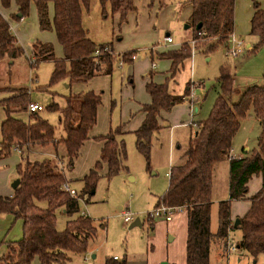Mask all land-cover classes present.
Returning <instances> with one entry per match:
<instances>
[{
	"label": "trees",
	"instance_id": "16d2710c",
	"mask_svg": "<svg viewBox=\"0 0 264 264\" xmlns=\"http://www.w3.org/2000/svg\"><path fill=\"white\" fill-rule=\"evenodd\" d=\"M92 0H15L16 16L27 15L30 5L36 9L37 23L41 30L52 29L62 48V57L54 55L53 47L46 42L36 40L30 45L31 58L28 64L32 68L41 62L52 61L53 69L49 83L67 79L69 84L86 82L94 76L111 75L115 56H112L111 43H95L90 39L87 29L82 23V7L88 8ZM135 0H99L102 12L108 5L111 13H117L120 20H126L128 12L135 9ZM253 2V13L250 19V34L258 38V45L264 46V8L257 0ZM7 7L10 0H0ZM53 6V16L49 17V4ZM191 13L187 25L192 29V39L208 40L206 52L217 44H223L234 28V10L236 0H188ZM200 24V28L196 26ZM108 47V50L105 48ZM110 48V49H109ZM99 49V54H96ZM188 42L179 48L167 50L162 56L171 60L169 77L179 70L191 56ZM256 47L252 49L253 53ZM202 50V49H201ZM23 49L10 28L8 21L0 13V67L4 62L10 64L20 56ZM122 61H132L130 53H123ZM124 59V60H123ZM33 60L32 64L29 63ZM31 74L34 73H30ZM152 74L149 73L148 76ZM29 76V78H30ZM264 77V76H263ZM28 83L26 87L13 88V95L0 101L6 118L0 126V158L7 157L19 148L22 162L17 165L19 185L12 196L0 195V216L11 214L22 220L21 237L9 244L7 252L1 257L0 264H31L34 256H38L40 264H67L68 252H79L87 249L85 241L93 240L98 229L105 230L104 221L93 225L88 215L80 214V200L88 203L101 177L98 173L102 162L106 164L107 178L118 174L126 168V149L124 134L118 125L101 137L104 145L101 161L80 181L82 187L77 197H71L61 186L66 181L64 169L70 170L73 160L83 142L88 138V131L96 122V112L101 104V93L92 91L83 96L66 97L63 107L58 111V124L64 136L53 141L55 128L38 112L28 115V120L13 119L12 115L27 112L30 92L36 83ZM167 82V79H166ZM149 81L146 91L150 102L141 104L140 110L144 118L133 131L135 147L150 167L151 136L159 128L162 112H169L173 106L183 99L169 92L167 83ZM220 91L215 99L206 120L197 124L198 129L189 138L183 152L184 161L172 164L168 172L167 189L157 200L173 208L186 211V239L184 264H210L211 250L214 242L225 246L229 232L238 228L241 232L237 248L244 249L253 258L262 255L264 259V80L263 84L248 85L242 92L238 102L230 103L229 98L234 89V79L229 68L222 65L218 78ZM30 90V92H28ZM76 101V105L73 104ZM35 102V101H34ZM56 104V103H54ZM53 103L46 108L55 107ZM57 105V104H56ZM58 107V105H57ZM76 109V112H75ZM252 110L260 126L256 146L250 156L232 157L233 133L238 120ZM79 115L80 124L72 127V118ZM117 129V130H116ZM114 132V135H112ZM120 135V137L116 136ZM49 145L55 156L42 161L28 160L30 146ZM58 147H63V156L58 155ZM26 153V156H24ZM227 159L229 161L228 199L217 204V229L211 231V194L213 188L214 165ZM64 161V162H63ZM23 162H26L24 166ZM254 175H261V187L248 198L249 208L240 218L239 225L234 227L231 219V201L245 198L248 183ZM84 194L88 198H84ZM40 203H45L44 206ZM65 218L63 229L57 227V215ZM148 219V218H147ZM153 230L155 220L148 219ZM116 257V258H114ZM101 264H128L123 256L105 257ZM161 264V263H160ZM165 264H176L165 262Z\"/></svg>",
	"mask_w": 264,
	"mask_h": 264
},
{
	"label": "rangeland",
	"instance_id": "374dc122",
	"mask_svg": "<svg viewBox=\"0 0 264 264\" xmlns=\"http://www.w3.org/2000/svg\"><path fill=\"white\" fill-rule=\"evenodd\" d=\"M178 2L187 3L188 0H162V4L169 5ZM16 12L15 0H10V4L7 7L2 6L0 3V13L9 22L17 43L23 49L22 54L14 60L13 64H7L6 69H9L11 73L9 77L0 73L3 74L0 77V84L7 86L0 88V94L13 93L11 91L13 88H19L12 86H26L29 73H34L38 78V82L33 87L31 98L44 108L51 103L58 105L57 107L54 104L55 107L39 112L55 128L53 141L57 142V140H60V136L65 135V132H63L60 125H57L58 112L54 110L64 106L66 97L72 89L75 90V86H68L70 84L65 78L53 84L49 83L53 69L52 61L41 62L38 66H33L32 68L29 66L27 61L28 58L32 57L30 45L36 39L49 43L53 47L55 57H62V48L52 29L41 30L39 28L34 4L30 5L27 15L21 19L16 16ZM51 14L52 3L49 4V15L51 16ZM242 14L243 1H240L239 16H242ZM82 23L92 41L112 44L113 52L111 51V53L116 59L110 76L113 80V85L118 89L122 88L121 85H125L128 79L131 81L130 86L132 88L136 82H144L145 88L149 81L158 83L154 77L161 79V76H164L162 77L163 81L166 82L167 79L166 83L170 93L175 94L177 87L186 90L193 83L196 96L192 100L189 98L183 99L175 104L168 114L163 116L162 124L160 125L159 123L160 128L153 131L149 168L146 166L144 156L136 150L133 132L128 131L124 134L126 149L124 164L126 168L109 178L101 174L95 192L90 195L89 202L79 201L80 214L88 215L93 219V225H98L99 222L104 221L106 224L105 230L98 229L93 240L85 241V246L89 245L87 249L79 252H68L69 259L67 264H101L105 257L111 256H117L120 259L125 256L130 263L134 264H160L161 262L182 264L185 256V226L178 224L177 220L167 224L162 220H156L154 229L151 230L148 213L154 210L157 204L156 199L162 196L167 189L169 178L167 172H169L170 166L184 161L183 152L187 148L189 137L198 129L197 124L206 120L211 111L220 91L218 78L221 66H227L234 76V91L229 101L230 103H236L241 98L245 86L263 84L262 61L264 59V49H259L258 38L250 34V28L240 22L238 25L234 24L233 33L237 39L243 40L245 43L248 41L251 44L250 48H245L234 58H228L226 49L228 47L233 48V45L229 43V38L223 44H217L207 52L203 48H205L208 40H200L195 50L189 49L192 54L184 66L177 65L179 70H177L175 75L169 77V72L163 71L164 68L161 67L163 62L160 61L162 60L161 58L167 57L162 56L163 53L167 52L162 47L164 44L168 45L167 47H175L186 41L189 44L192 40V29L190 27L185 28V24H178L176 27L171 23L161 29L152 28V31L157 32L156 37L161 39L158 41L160 46L158 50L150 51L149 48L138 45L124 48L134 38H137L135 32H131L132 23L128 25L122 23L119 15L111 13L108 5L105 6V12H102L99 0H92L88 8L82 7ZM167 33L174 41L171 44H167L164 41ZM116 44H120L116 46L119 48L115 47ZM254 47H256V50L250 53V49ZM126 52L135 56L130 61L131 63L121 59L122 54ZM8 61L10 62V60ZM133 62L134 66L129 65V63L133 64ZM153 63L156 64L155 67H152ZM149 73L152 74L153 79L147 81ZM104 80L106 83H100V85L106 89V77ZM83 93L73 92L70 94L72 98H78L83 96ZM122 97V111H124L127 101L126 96L121 91H118L115 98L116 107L113 110V116L119 119ZM73 104L76 105L75 100H73ZM195 108H197V111H195ZM23 113H26V111ZM19 116L14 114L12 118L20 119L18 118ZM80 121L79 115L74 116L71 122L72 127L77 128ZM188 121L193 123L188 125ZM119 129L123 132L126 131L125 126H121ZM259 132L260 128L256 116L250 109L238 120L230 155L237 157L247 153L246 155L250 156L256 145ZM112 135H114V132ZM116 136L120 137L118 134ZM63 150V147H58V155L60 157L63 156ZM244 150L247 152H244ZM24 156H26V153ZM18 157L20 155L16 151H12L9 156L0 158V193H12V183L18 178V173L14 172L10 182L6 180L5 175L7 174V169L12 168V164H15ZM30 157H28L30 162L35 160L42 161V159H32ZM23 164L24 166L27 165L26 162H23ZM98 173L100 174V170ZM228 180L229 161L224 159L217 162L213 169L211 229L215 228L217 222L218 202L228 199ZM249 183L245 198L231 201L230 212L231 215L234 214L233 223L236 218L235 214L244 213L248 209V198L259 189V176L254 175ZM75 187L77 188V186ZM79 190L77 189L76 191L78 192ZM12 195L13 193L2 196ZM84 198H88V195L84 194ZM40 205L44 206L45 203H40ZM123 212L129 214L132 217V221L125 223L123 221ZM241 217L237 216L239 219ZM135 219H139L140 225L130 228V224ZM65 221L62 214L57 215V227L59 229L64 228ZM170 236L173 237L172 241H169ZM228 237L229 243L235 242L237 244V241L240 240L241 232L238 228H234L229 232ZM10 243L4 244L6 250L4 249L5 252L2 253V257L7 252ZM31 264H40L38 256L33 257ZM210 264H264V259L262 255L253 258L244 249L236 248L235 251L228 253L226 245L222 246L216 240L212 246Z\"/></svg>",
	"mask_w": 264,
	"mask_h": 264
},
{
	"label": "crops",
	"instance_id": "0c3cea01",
	"mask_svg": "<svg viewBox=\"0 0 264 264\" xmlns=\"http://www.w3.org/2000/svg\"><path fill=\"white\" fill-rule=\"evenodd\" d=\"M240 1H243V14H242V16H239V3H240ZM257 1L259 2L260 6L262 8H264V0H257ZM134 4H135V9L128 12V14L126 16V20H125L126 22L123 21L122 23L127 24V25L129 23H132L133 26H132L131 32H135L137 38H134V40L131 43H129V45L125 46L124 48H130L131 46L138 45V46H143L145 48H149L150 51H157L158 48L160 47L158 45V43H159L158 41L161 38L156 37L157 32L152 31V28L161 29L163 26H165V25L169 26L171 23H173L176 27L178 24L187 25V21H188V18L190 16V13H191V5L189 3H186V2H183V3L178 2V3H174V4L169 5V4H162V0H135ZM16 7H17V5H16ZM253 11H254V9H253L252 0H236L235 10H234V24L238 25L240 22H242L245 26L250 28V19H251ZM115 15H118V14L115 13ZM52 16H53V6H52V14H51V16L49 15L50 19L52 18ZM10 28H11V26H10ZM166 35L170 36L168 33ZM173 42L174 41L172 39V43ZM162 43H163V40H162ZM117 45H120V44H116L115 47ZM111 46H112V44H111ZM148 46H150V47H148ZM167 46L168 45L164 44V46L162 47L163 50L166 51V50L176 49V48H179L181 45H177L175 47H170V46L167 47ZM250 47H251V44H249V42L247 41L246 42V48H250ZM116 48H119V47H116ZM259 49H264V46L259 47ZM250 50H251L250 51V53H251L252 49H250ZM112 52H113V50H112ZM118 54H120V53H118ZM161 59L162 60H160V61H163L161 63L162 64L161 67L164 68L163 71L165 70V72L168 73L169 67L171 64V60L168 58H164V57H162ZM187 61H185V62H187ZM185 62H184V64H185ZM13 63H14V61L13 62L10 61V64H13ZM130 63H129V65H131V66L135 65L134 62H133V64H130ZM184 64H183V66H184ZM262 66H263L262 76H264V59L262 61ZM0 68H1L0 73L6 74L9 77V75L11 73H10L9 69L8 70L6 69L7 65H5L4 62ZM3 74H0V77H2ZM29 76H30V73H29ZM29 76H28V78H29ZM105 77H106V81H107V88L106 89L100 85V83H106L104 80ZM148 77L149 78L146 79L147 81H149L150 79H153L152 75L148 76ZM162 77H164V76H161V79H157L156 77H154V78L156 79V81H158V83H162V82H164ZM233 79H234V76H233ZM27 83H28V79H27ZM130 83H131V81H130V79H128V82L125 83V85H121L122 88L118 89L115 85H113V80H112L110 75H100V76H94L86 82H78V83H73L72 85H68V86H72V87L75 86V90L72 89L70 91L71 94L73 92H81V94H82L83 92H89V91H92L94 93H99V92L101 93V104L97 108L96 122L89 129L88 138L83 142V144L79 148L77 156L73 160L72 169H70V170L64 169V174H65L66 180H71L73 183L69 182V184L71 187L75 188L76 190L80 189L82 187L80 180L84 176H86L90 172L91 169L94 168V166L96 165V163L98 161H101L100 157H101V151H102V148L104 145V141L101 140L100 138L105 136L106 134H108L110 129H114L118 125L125 126L127 132L128 131L133 132L141 124V122L144 118V113L140 110V105L145 104V103H149L150 102V96L147 93L146 88H144V82H138V83L136 82V84L133 85V88L130 86ZM26 86H12V87H26ZM247 86H245V88ZM2 87H7V86L0 84V88H2ZM118 91H121V93H124V95L126 96V100H127L126 101V108L124 109V111H122V108H123V97H122V105H121V109H120V119L117 118L116 116H113V110L116 107L115 98L117 97ZM32 93H33V91L30 92V95ZM11 95H13V93L6 92L5 95L0 94V101L10 97ZM30 100L35 101L33 98H31V96H30ZM191 110H192V108H191ZM195 111H197V108H195ZM191 113H192V111H191ZM29 114L30 113L27 111L26 113H20L17 115H20L18 118H20L21 120L27 121ZM49 114H47V116H49ZM166 114H168V112H162L161 113V117L159 119L160 125L162 124L163 116ZM5 118H6V114H5L2 106L0 105V126H1L2 122L5 120ZM58 119L59 118H58V114H57V125H59ZM192 123H193L192 121L187 122L188 125H191ZM257 123H258V120H257ZM258 126H259V123H258ZM259 128H260V126H259ZM234 133H235V131H234ZM234 133H233V136H234ZM0 138L2 139L1 132H0ZM14 151H16V153L19 154L20 157L17 158V160L14 164L15 166L12 164V168L7 169V174L5 175V178L8 182H10L11 177L14 176V172L15 171L17 172V169H16L17 165L22 162V158H21V154H20L21 151H19L17 148ZM28 152H29L28 153L29 157L31 156L30 158H32V159L44 160V159H51L52 157L55 156L51 146H49V145L30 146ZM244 152H247V151L244 150ZM246 154L247 153H245L243 155H239L237 157H241V156L244 157V156H246ZM106 170H107V166L105 163H103L102 168L100 170V175L101 174L105 175ZM167 176H168V174H167ZM256 176H259V178H260V183H259V188H260L261 183H262V177H261V175H256ZM249 184L250 183H248V185ZM75 186H77V188ZM11 192L13 193V189ZM12 193L6 192V193H0V195L1 196L2 195H10ZM157 200L158 199H156V203H157ZM236 201H238V200H236ZM182 213H183V215H181ZM244 213H241L238 215L235 214L236 218H237V216H243ZM233 216H234V214L231 215V219L233 218ZM173 220H177L178 224H183V226H185V235H184V246H185L186 211H184L183 209L180 208L174 214L173 218L170 221H165V220H162V221H164L167 224V223L172 222ZM210 227H211V225H210ZM216 229H217V222H216L215 228L211 229V231L215 232ZM21 235H22V220H20V219L16 220L13 217V215H11V214L0 216V258L2 257V253L5 252L4 249L6 250V247L4 248V244L18 240L21 237ZM172 240H173V237L171 236V239H169V241H172ZM127 262H128V264H134V263H130L128 260H127ZM184 263H185V256H184V261L182 264H184Z\"/></svg>",
	"mask_w": 264,
	"mask_h": 264
},
{
	"label": "built area",
	"instance_id": "2783aa9c",
	"mask_svg": "<svg viewBox=\"0 0 264 264\" xmlns=\"http://www.w3.org/2000/svg\"><path fill=\"white\" fill-rule=\"evenodd\" d=\"M203 35L204 34L200 33L198 35V38H194L189 42L190 50H192V51L195 50L196 45L199 43V41L204 40V38H202ZM228 38H229V43H231L233 45V48L228 47L226 49V56L228 58H234L246 48V43L243 40L237 39L233 32L228 36ZM164 41L167 44H170V43H172V38L170 36L166 35L164 37ZM105 49L108 50V47H106ZM95 53L99 54V49H96ZM134 58H135V56L132 54L131 59L133 60ZM32 62H33V60L29 61L30 64H32ZM155 66H156V64L153 63L152 67H155ZM29 82L30 83L38 82L37 76L35 74H31V76L29 78ZM193 85L194 84L191 83L190 87H187L186 90H182L180 87H177V89L175 91V95L178 97H181L182 99H188V98L190 100L194 99L196 94H195ZM28 92H30V90H28ZM43 110H44V107L42 105H40L39 103L34 102V101L31 102L27 108V111L29 113H32V112H38L39 113L40 111H43ZM17 149L20 151L19 148H17ZM61 188L64 191L68 192L71 197H77V195H78V192L70 186L68 181L63 183ZM179 209L180 208H173V207H170V206L160 202V203L156 204V207L154 208V210H152L148 213V217L153 219V220L170 221L173 218L174 214ZM123 221L125 223H128V222L132 221V217L129 214L123 212ZM228 240L229 239H227V241H226V249H227V252L229 253L230 251L236 250L237 244H235V242L229 243ZM114 258H116V257H114Z\"/></svg>",
	"mask_w": 264,
	"mask_h": 264
},
{
	"label": "water",
	"instance_id": "95a60500",
	"mask_svg": "<svg viewBox=\"0 0 264 264\" xmlns=\"http://www.w3.org/2000/svg\"><path fill=\"white\" fill-rule=\"evenodd\" d=\"M185 27L187 28L188 25H185ZM196 28L199 29V28H200V24H198V25L196 26ZM19 181H20V180H19L18 178L15 179V180L13 181V183H12V187H13V189H15V188L19 185ZM239 222H240V219H239V218H235L234 223H233V226H234V227L238 226V225H239ZM137 225H140V221H139V219H135V220L130 224V228H131V227H134V226H137ZM170 239H171V236H170ZM161 264H165V262H162Z\"/></svg>",
	"mask_w": 264,
	"mask_h": 264
}]
</instances>
